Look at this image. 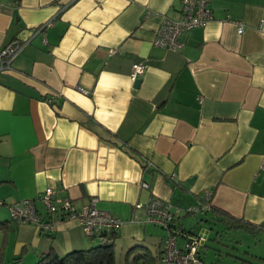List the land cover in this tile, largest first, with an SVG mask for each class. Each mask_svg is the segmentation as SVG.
Here are the masks:
<instances>
[{
  "label": "crops",
  "instance_id": "obj_1",
  "mask_svg": "<svg viewBox=\"0 0 264 264\" xmlns=\"http://www.w3.org/2000/svg\"><path fill=\"white\" fill-rule=\"evenodd\" d=\"M210 7L213 19L174 52L154 40L181 18V0H0V52L25 44L0 70V264L93 248L60 212L49 234L12 220L9 204L48 188L78 210L97 198L125 222L115 245L155 255L167 233L136 212L152 195L171 203L178 229L189 231L182 211L207 192L214 208L264 226V0ZM135 62L146 64L138 86Z\"/></svg>",
  "mask_w": 264,
  "mask_h": 264
},
{
  "label": "built area",
  "instance_id": "obj_2",
  "mask_svg": "<svg viewBox=\"0 0 264 264\" xmlns=\"http://www.w3.org/2000/svg\"><path fill=\"white\" fill-rule=\"evenodd\" d=\"M182 15L177 21L165 19L159 27L154 45L157 47L169 49L174 52H182L185 48L184 38L187 37L194 29L205 26L213 19V12L210 7V0H181ZM53 22L49 21L43 26L37 28L34 32L40 33L52 26ZM239 33H244V26L239 24ZM25 44L16 39L8 44L0 52V70H10L14 59L23 51ZM116 54V50L111 51ZM146 71V64L143 62H135L132 65L130 79L133 83H137L142 79ZM84 94H89L88 90L79 88ZM151 167L147 162L144 170ZM261 170L264 171V162ZM142 189L150 190V184L143 181ZM55 191L48 188L38 199L20 200L7 207L10 211L13 221L20 224H31L39 228L43 234L55 232L61 219L54 216L62 213V218H76L79 220L84 233L88 238L98 239L102 243H109L112 239L109 236L114 232H118L125 222L119 217L108 211L100 210L97 207L98 199L92 198L90 202L78 210L74 202L69 197L56 199ZM212 192H207L202 198H197V202L191 205L187 212L199 213L207 212L211 209ZM43 205L47 217V221L42 219L39 212L37 202ZM2 204H4L2 202ZM144 215L143 222L159 226L167 230V236L163 241V260L162 264H203L200 258V250L207 241L202 236L191 235L184 242H180L177 235L170 230L174 220L172 213V205L169 201L152 195L145 205L137 204L136 212ZM135 220V216L132 221Z\"/></svg>",
  "mask_w": 264,
  "mask_h": 264
},
{
  "label": "rangeland",
  "instance_id": "obj_3",
  "mask_svg": "<svg viewBox=\"0 0 264 264\" xmlns=\"http://www.w3.org/2000/svg\"><path fill=\"white\" fill-rule=\"evenodd\" d=\"M188 208L183 209L181 221L188 230L191 229L193 235L206 238L205 247L201 249L204 264H264V235L262 233L254 235L243 230L228 228V225L218 220L213 214L208 215L204 212L187 214ZM153 227L161 233H167V230L159 226ZM178 238L179 241H183L182 237ZM90 243L93 248L102 245L98 239L90 240ZM133 247L136 246L122 245L121 241H118L115 246L116 264H130L127 254ZM150 248L155 253V245L152 244ZM137 251L142 250L137 248ZM134 257L135 255H132L129 260H133ZM3 264L9 263L3 262Z\"/></svg>",
  "mask_w": 264,
  "mask_h": 264
},
{
  "label": "trees",
  "instance_id": "obj_4",
  "mask_svg": "<svg viewBox=\"0 0 264 264\" xmlns=\"http://www.w3.org/2000/svg\"><path fill=\"white\" fill-rule=\"evenodd\" d=\"M205 213L208 215L209 213H214V216H216V218L221 222L228 225V228L243 230L247 233L254 235L260 233L262 229L264 230V226L261 227L252 226L247 222L236 219L228 212L222 211L218 208H214L212 205L210 211H207ZM187 214L190 213L187 212ZM174 222H175V217L170 230H173V234L177 235L178 237L179 236L182 237L183 242L186 239H188L191 235H193L191 233V230L186 231L184 229L176 228ZM5 226H6L5 222H0V228H4ZM118 232H114L110 234L109 236L111 237L112 240L109 243H102V245L99 247H94L84 250H76L67 254L64 257H59L53 254H47L42 256L36 264H116L115 239L117 237ZM204 247L205 245H203L202 248ZM137 248L142 251L136 252ZM163 253H164L163 248L162 250L160 249V255L157 254L155 255L145 246H136L129 250L127 254V259L130 264H162ZM132 255H135L134 259L129 260V258H131ZM199 255L204 264V261L201 256V250Z\"/></svg>",
  "mask_w": 264,
  "mask_h": 264
},
{
  "label": "water",
  "instance_id": "obj_5",
  "mask_svg": "<svg viewBox=\"0 0 264 264\" xmlns=\"http://www.w3.org/2000/svg\"><path fill=\"white\" fill-rule=\"evenodd\" d=\"M140 84V80L136 83V86H138Z\"/></svg>",
  "mask_w": 264,
  "mask_h": 264
}]
</instances>
